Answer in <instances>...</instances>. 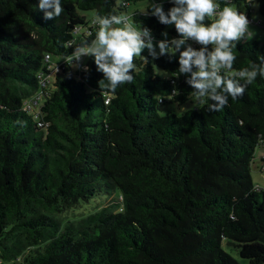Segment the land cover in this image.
<instances>
[{"label":"trees","instance_id":"obj_1","mask_svg":"<svg viewBox=\"0 0 264 264\" xmlns=\"http://www.w3.org/2000/svg\"><path fill=\"white\" fill-rule=\"evenodd\" d=\"M142 1L146 10L129 14ZM160 2L166 14L175 6L61 0V15L46 20L39 0H0L1 264H240L225 243L264 264V189L251 176L264 147V77L212 112L187 83L196 67L181 74L175 50L154 61L136 57L133 81L115 92L100 86L94 56L87 70L69 66L41 84L50 73L46 55L65 59L83 39L91 45L98 16L128 15L160 39L168 25L151 14ZM226 2L245 3L250 17L252 0H217L221 8ZM259 14L264 20V0ZM170 35L169 44L180 38L175 27ZM246 40L234 49L233 71L264 56V43ZM189 46L203 47L188 41L182 50ZM170 99H196L199 107L160 116ZM93 202L100 204L90 214L65 218Z\"/></svg>","mask_w":264,"mask_h":264},{"label":"clouds","instance_id":"obj_2","mask_svg":"<svg viewBox=\"0 0 264 264\" xmlns=\"http://www.w3.org/2000/svg\"><path fill=\"white\" fill-rule=\"evenodd\" d=\"M169 2L175 6L167 14L163 2L154 3L151 14L158 17L164 25H174L180 38L173 39L169 44L168 33L164 32L165 40L158 44L159 55L174 56L173 50L179 53L178 71L183 75L191 72L193 65L196 67L197 71L192 73L187 83L196 90L192 95L200 103L205 100L212 102L208 105V111L222 110L228 104L229 98L235 101L258 76L264 77V56H258L260 63L233 71L236 60L234 49L238 42L255 35L250 30L247 14L240 11L235 4L226 2L221 8L217 0ZM38 6L46 20L57 18L63 12L61 0H39ZM213 17L215 19L211 23H205L206 18ZM95 22L99 27L91 46L83 42L75 47L71 57L79 62L82 56H94L97 70L102 71L108 81L104 85L105 80H101L100 86L115 92L121 84L133 81L130 73L136 67L134 59L141 56L145 49L149 50L153 59L158 56L149 30L136 26L129 17L108 14L98 16ZM145 37L148 38L147 43ZM188 41H195L203 47L199 51L193 50L191 46L182 50Z\"/></svg>","mask_w":264,"mask_h":264},{"label":"rangeland","instance_id":"obj_3","mask_svg":"<svg viewBox=\"0 0 264 264\" xmlns=\"http://www.w3.org/2000/svg\"><path fill=\"white\" fill-rule=\"evenodd\" d=\"M252 3H253L255 11L253 10L254 13L252 12L251 17L261 19L260 18L261 16L259 14V0H252ZM147 6H148L147 1H142V2H138L136 4H133L130 6L131 8H130L129 14L133 13L135 10H143L144 11V10H146ZM240 6L244 9V12L247 14V10L244 8V3H240ZM84 14L87 16V18L88 17L91 18L93 16V13H91V12H86ZM122 16H125V15H122ZM126 17H130V16L127 15ZM212 19H215V17H213ZM130 21L133 22L131 18H130ZM249 27H250V30L255 32V35L253 37H246L247 38L246 42L248 40L251 41V40L259 39L264 43V31H263L264 29L262 27H259L258 25H256V23H252V22H250ZM172 28H174V25H168L166 27V29L164 30V32L168 33L167 40L170 39V37H171L170 31L172 30ZM163 33L161 34L160 39H155L152 41L155 52L157 53V56L159 55V51H160L158 44L160 41L165 40ZM83 42H86L85 39H83ZM87 46H91V45L87 44ZM141 56L144 58L145 57L147 58L148 56H150L149 50L145 49L142 52ZM150 57L153 61L155 60V59H153L152 56H150ZM52 62L54 64L60 63L61 57H53ZM80 67H82V65ZM72 69L74 72H76L80 68H79L78 64H73ZM155 71L160 76H166L165 73L162 72L159 68H155ZM51 77H52L51 80L54 81L56 75H53ZM41 104H42V100H41V103H40L38 108H40ZM198 107H199V103L196 99H193V100L185 103L184 105H179L175 102H172L170 99L166 103L161 104L159 106L158 113L160 116H165L168 113H174V114L180 116V115L184 114L185 112H187L189 110L196 109ZM262 157H264V147L259 146L256 149L255 159H254V162H253L252 167H251V176H252L253 184L257 189H264V171H263V163L261 161ZM102 201L106 202V200H102ZM96 203L97 202H93L91 204L88 203V204L80 205L78 208L74 209L73 211H69V212L65 213L64 214L65 218H67V219L68 218L69 219H78V218H81L87 214H90L100 204V203H98V204H96ZM64 215H62V216H64ZM60 217L61 216H59V218ZM224 249L229 254H231L235 259H237L240 262V264H250L248 260L241 258L239 256L238 252L234 251L233 248L229 247L226 243L224 244Z\"/></svg>","mask_w":264,"mask_h":264},{"label":"built area","instance_id":"obj_4","mask_svg":"<svg viewBox=\"0 0 264 264\" xmlns=\"http://www.w3.org/2000/svg\"><path fill=\"white\" fill-rule=\"evenodd\" d=\"M249 21L252 22V23H256V25L264 28V20H262V19H257V18H252L251 17V18H249ZM80 32H81V29H78L77 33H80ZM147 42H148V38L145 37V43H147ZM87 57H88L87 55L86 56H82L80 58V61L77 62V61H74L71 56H69V57H66L65 59H63V61L61 63L54 64V63H52V55L51 54H47L46 57H45V61L47 63V68L50 71V73L47 74L46 76H43V78H41L42 86L45 87V86L49 85L52 82V80H51L52 77L51 76L57 75L59 73L64 72V70L67 67L72 66L73 64H79L80 66L82 65V67H80V69L81 70H87L88 66L84 65V62H85ZM40 98H41V95H39L34 100L30 101L28 107L31 108L32 104H33V106L37 105L39 100H40ZM38 125H39V127H44L46 124L43 123V122H39Z\"/></svg>","mask_w":264,"mask_h":264},{"label":"crops","instance_id":"obj_5","mask_svg":"<svg viewBox=\"0 0 264 264\" xmlns=\"http://www.w3.org/2000/svg\"><path fill=\"white\" fill-rule=\"evenodd\" d=\"M237 6V8L240 10V11H242V12H244V9L240 6V5H236ZM244 8L247 10V16H248V9H247V6H246V4L244 3ZM252 8H253V10H254V6H253V4H252ZM253 10L251 11V15H250V17L248 16V19L249 18H251V16H252V12H253ZM255 11V10H254ZM254 13V12H253ZM260 27V26H259ZM264 29V28H263ZM264 31V30H263ZM255 40H259V39H255ZM260 42H262L261 40H259ZM263 43V42H262ZM89 57L90 56H88L87 58H86V63L84 62V65H87V60L89 59ZM92 57V56H91ZM63 61V59H61V62ZM60 62V63H61ZM53 63V62H52ZM56 64H58V63H56ZM79 65V64H78ZM79 67H80V65H79ZM71 70H73L72 68L70 69V71Z\"/></svg>","mask_w":264,"mask_h":264}]
</instances>
